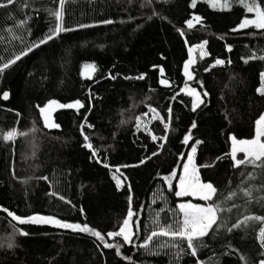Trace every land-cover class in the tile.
<instances>
[{
	"label": "trees",
	"instance_id": "obj_1",
	"mask_svg": "<svg viewBox=\"0 0 264 264\" xmlns=\"http://www.w3.org/2000/svg\"><path fill=\"white\" fill-rule=\"evenodd\" d=\"M258 2L264 7V0ZM191 3L65 0L62 23L72 30L34 48L0 75V264H259L264 259V222L250 220L228 231L246 216L264 217V168L235 167L230 140L254 139L255 122L264 115V94L258 91L264 73V59L259 58L264 56V29H239L244 19L255 18L240 0H228L227 9L213 8L205 0L195 7ZM59 8V0H16L0 8V66L47 35L56 23L52 13ZM109 20L112 23H104ZM188 20L194 27L187 26ZM204 41L208 55L194 54L193 79L187 80L189 47ZM217 59L225 63L216 65ZM89 64L96 69L91 78L81 74ZM142 74L144 79L135 78ZM185 84L202 98L195 110L194 98L180 92ZM50 100H79L84 107H56L50 120L59 127L47 128L39 108ZM156 114L169 124L167 130L160 118L153 119ZM82 124L87 142L108 168L83 146ZM189 129L192 139L185 145ZM12 130L16 136L5 141L3 134ZM197 140L194 163L201 182L217 189L208 204L220 206L218 225L203 238L196 257L186 241L163 236L149 241L147 248L139 247L158 226L182 220L178 205L183 199L175 191ZM173 172L169 188L164 177ZM114 174L122 179L120 189ZM244 189L252 195L246 196ZM129 195L135 235L132 244H123L122 238L106 234L118 230L127 217ZM2 209L22 218L87 224L108 243L119 242L121 255L90 233L19 224Z\"/></svg>",
	"mask_w": 264,
	"mask_h": 264
},
{
	"label": "snow or ice",
	"instance_id": "obj_2",
	"mask_svg": "<svg viewBox=\"0 0 264 264\" xmlns=\"http://www.w3.org/2000/svg\"><path fill=\"white\" fill-rule=\"evenodd\" d=\"M16 2V0H6L5 2H0V8H5L8 5H12ZM197 0H192L191 6H196ZM65 0H59L60 8L59 10H56L52 14L55 16V26L53 29H50L49 33L45 35L42 39H40L38 42L32 44L30 47L27 48V51L22 52L20 55H17L15 57V60H9L7 63H4L2 66H0V75L3 74L4 70L10 67L11 64L15 63L17 60H20L22 56L27 55L29 52H31L34 48H38L40 45L47 43L50 40L55 39L61 32L64 31H71L72 29H66L63 26V6H64ZM210 3L212 7H217L219 4V0H210ZM240 3L243 5V7L246 8L248 13H255L254 19H244L243 22L239 25V29H245L249 26H254L257 29H264V7L261 6V4L258 2V0H240ZM228 0H225V3L223 4V7H228ZM193 19L196 20L197 23L200 22V17L196 16L193 17ZM104 23H112V21H104ZM187 26L189 28L194 27L193 21L188 20ZM81 27H88V25H81ZM239 29H233V31H237ZM183 35V33H181ZM205 44H207V41H204L203 43L199 44L198 47L201 50V58L203 56L208 55L207 52L204 51ZM228 50L231 51V47H228ZM193 49L189 47V55L190 59L185 62L184 64V76L188 80L193 79V74L190 71V66L194 63V61L191 59V53ZM252 58H256L253 56ZM260 59H264V56L259 57ZM225 61L222 59H217L215 61L216 65H222ZM230 63V61H229ZM84 71L81 73L82 75L88 76V78H91V73L95 72V66L94 65H85ZM161 75H163V68H160ZM262 77V84H264V73L261 74ZM115 79V77H111ZM130 78V77H126ZM136 79H144V75H140L138 77H135ZM160 83L164 86H169V81L167 79H161ZM187 92L189 96L196 97V100L193 103V110H195L196 107H198L199 103H202V101L199 99L200 94L191 87H188L187 84H185V87L180 89V92ZM261 94H264V86H262L261 89H258ZM179 95V93H177ZM204 95H207L205 92ZM3 99H8V92H4L2 94ZM175 99V97H173ZM56 107L60 108H82L84 105L79 101H75V103L72 104H57L55 100H50L46 105L39 108V111L43 117L44 120V126L47 128H58L59 125L55 124L54 122H51L50 120V113L52 110H54ZM150 111L155 112V109H150ZM172 109L169 108L168 112L171 114ZM160 118L159 114H156V116L153 117V119ZM161 122L164 123V127L167 130L169 128V124L167 122H164L162 118ZM256 136L254 139L250 140H237L234 136L232 139V151H231V157L234 161V166L239 167L243 164H251L254 167H262L264 168V140L261 138L264 137V115H261L259 119L256 120ZM91 127L90 125H88ZM139 128V125H137ZM192 128L196 127L195 122L191 126ZM84 125H81V131L82 135L84 136V140L86 143L83 145L85 148H88L92 150V157L96 158L97 163H102L104 167L108 168L109 165L107 163H104L103 160L99 158L98 150L94 149L92 143L87 142L89 141V137L83 133ZM15 130L8 131L3 134V139L5 141H10L16 136ZM23 135V133H20ZM152 139L155 141L157 137L155 135L152 136ZM161 139L166 140L167 137H161ZM192 139L191 136V129H189L188 134H186L183 138V143L185 145L189 144V141ZM200 141H195V143L191 146L190 152L187 154V162L183 165V174L179 178V184L177 185L178 190L175 191V195L177 197H183V196H198L199 199L203 201H211L213 200V197L217 193V189L211 184V183H202L200 181L198 172H197V166L194 163V156L197 152L196 145H198ZM161 148H163V144L160 145ZM237 153H243L244 158L239 159L237 158ZM158 153H152L153 156L157 155ZM146 159H151V156L147 157ZM144 160H141L140 163H144ZM210 166V165H205ZM120 168H116V172H119ZM176 176V173L173 172L170 177L166 176L164 177L165 182L169 185V188H171V179ZM251 177V174H249ZM114 179H117L115 176H113ZM254 178V177H253ZM43 179H47L46 177H43ZM121 185V181L117 179V187L119 189ZM130 191V188H129ZM244 194L246 196H251L252 193L248 189H244ZM235 193H232L231 196L228 197V199H231L232 196H234ZM63 199V197H61ZM264 199V198H262ZM129 209L127 212V217L123 219L122 224L119 226L118 230L115 231H109L107 232V237L109 239L114 238H122L123 244H132L133 243V237L135 233L133 232V221L132 218L135 215L132 207H131V201L132 197L129 195ZM179 212L182 214V220L178 221L176 225H166V226H158V230L152 231L150 235L146 237V241L144 244L139 245V247L147 248L148 242L152 241L156 237H168L173 241L179 240V241H186L187 248L190 251L191 256L196 257L197 256V248L200 246V244L203 241V238L208 236L211 232H213L214 226L218 225V220L220 219L218 213L221 210L220 206L216 203L207 204L206 206L196 205L192 203H181L178 205ZM3 211L7 212V215L12 218V220L17 221L19 224H27V223H43V224H52L56 227L63 228V229H71L73 231H79L84 233H90L92 236H94L98 241L103 244V247L106 249H115L116 255H121V248L122 245L117 242L115 244L108 243L105 239V235L102 234L100 231L95 230L89 225L84 224H73V223H65L61 222L58 219H55L53 217H45V216H29L26 218H22L13 212L2 209ZM250 220H256L260 222H264V217L261 216H246L243 220L238 221L237 223L233 224L231 228L228 229V231H232V229L239 228L241 224H247ZM158 223V221H157ZM138 231V226H137ZM21 235H27V233L21 231ZM260 239L262 241L261 247L264 248V227H261L260 229ZM11 247V245H9ZM165 246V245H162ZM173 247H177V244H173ZM183 251V249H181ZM128 259V258H126ZM197 264H200L199 261H197ZM259 264H264V259H261L259 261Z\"/></svg>",
	"mask_w": 264,
	"mask_h": 264
},
{
	"label": "rangeland",
	"instance_id": "obj_3",
	"mask_svg": "<svg viewBox=\"0 0 264 264\" xmlns=\"http://www.w3.org/2000/svg\"><path fill=\"white\" fill-rule=\"evenodd\" d=\"M197 1H199V0H197ZM211 7H212V5H211V3H210V0H205ZM225 3V0H219V4L217 5V7H213V8H218V9H227L228 7H223V4ZM192 49H193V51H192V53H191V59L193 60V57H194V54L195 53H198L199 55H201V50L199 49V47L198 46H196V47H192ZM204 51L206 52V50H205V47H204ZM189 59H190V55H189ZM187 79V78H186ZM188 80V79H187ZM262 86H264V84H262L261 85V88H262ZM185 87V86H184ZM183 87V88H184ZM188 87H190L189 85H188ZM260 88V89H261ZM184 93H186L187 94V92L185 91ZM193 98H194V101L196 100V97H194V96H192ZM199 99L202 101V98H201V96H199ZM201 103H199V105H200ZM198 105V106H199ZM43 107V106H42ZM197 108V107H196ZM54 112V110H52L51 111V113H50V118H51V116H52V113ZM39 113H40V111H39ZM40 115H41V113H40ZM41 117H42V115H41ZM42 119H43V117H42ZM149 125H150V120H148V119H146L145 120V124H144V126H145V128H147V129H149ZM232 138V137H231ZM230 138V140H231V146H232V139ZM262 140H264V137H262L261 138ZM197 146V145H196ZM238 154V153H237ZM243 154V153H242ZM187 162V159H186V161H185V163ZM184 163V164H185ZM197 172H198V169H197ZM183 174V167H182V169H181V174H180V176ZM198 175H199V173H198ZM113 176H115L117 179H119L120 181H121V185H120V187H119V189L120 188H122V186H123V182H122V179H121V177L119 176V175H117V174H114ZM199 178H200V176H199ZM114 179V178H113ZM117 179H114V181H115V183H116V185H117ZM201 181V180H200ZM179 184V181L177 182V185ZM177 190H178V188H177ZM180 199H183V201L181 202V203H192V204H196V205H201V206H206L207 204H208V202L209 201H203V200H201V199H199V197L198 196H191V195H189V196H183V197H179ZM181 203H179V204H181ZM182 215V214H181ZM183 218V217H182Z\"/></svg>",
	"mask_w": 264,
	"mask_h": 264
},
{
	"label": "water",
	"instance_id": "obj_4",
	"mask_svg": "<svg viewBox=\"0 0 264 264\" xmlns=\"http://www.w3.org/2000/svg\"><path fill=\"white\" fill-rule=\"evenodd\" d=\"M3 101H7V100L3 99ZM35 224H37V225H42L43 223H35Z\"/></svg>",
	"mask_w": 264,
	"mask_h": 264
}]
</instances>
